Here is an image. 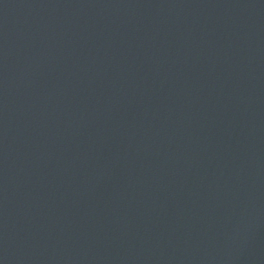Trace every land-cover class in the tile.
Wrapping results in <instances>:
<instances>
[{
  "label": "water",
  "instance_id": "obj_1",
  "mask_svg": "<svg viewBox=\"0 0 264 264\" xmlns=\"http://www.w3.org/2000/svg\"><path fill=\"white\" fill-rule=\"evenodd\" d=\"M0 264H264V0H0Z\"/></svg>",
  "mask_w": 264,
  "mask_h": 264
}]
</instances>
